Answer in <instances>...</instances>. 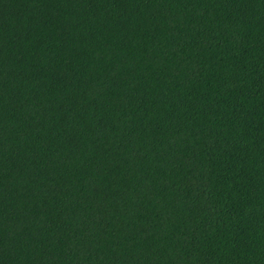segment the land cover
Here are the masks:
<instances>
[{"label": "trees", "instance_id": "1", "mask_svg": "<svg viewBox=\"0 0 264 264\" xmlns=\"http://www.w3.org/2000/svg\"><path fill=\"white\" fill-rule=\"evenodd\" d=\"M0 264H264V0H0Z\"/></svg>", "mask_w": 264, "mask_h": 264}]
</instances>
